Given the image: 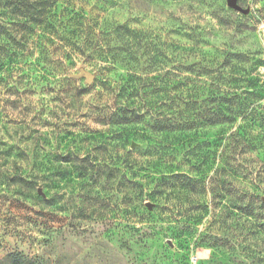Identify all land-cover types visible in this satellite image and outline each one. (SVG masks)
<instances>
[{
	"label": "rangeland",
	"instance_id": "1",
	"mask_svg": "<svg viewBox=\"0 0 264 264\" xmlns=\"http://www.w3.org/2000/svg\"><path fill=\"white\" fill-rule=\"evenodd\" d=\"M236 2L51 1L0 70V264H264V0Z\"/></svg>",
	"mask_w": 264,
	"mask_h": 264
},
{
	"label": "trees",
	"instance_id": "2",
	"mask_svg": "<svg viewBox=\"0 0 264 264\" xmlns=\"http://www.w3.org/2000/svg\"><path fill=\"white\" fill-rule=\"evenodd\" d=\"M51 1L52 0H0V70L23 57V50L25 49L29 37L35 34L36 28L42 23L46 8ZM193 68V66H188L185 69H190L194 77L184 76L183 78L185 82L187 79L192 82L191 84H193V87L190 89L194 91V93H197L199 90L204 89V85L206 84L205 80L201 79V75H209L210 70L208 68ZM3 72H5V70H3ZM186 83L188 84V82ZM122 88L128 89L129 86L123 85ZM207 89L211 91L210 97L214 99L220 96L219 98L221 100L223 99L230 102L229 100L234 98V94H228L227 91L220 90L214 85L209 84ZM127 110L128 106L117 108L113 114L116 118V122L114 123L126 124L128 122H135L136 119L139 118L138 116L140 115L137 113V116H133L134 120H128L129 118L124 115ZM211 113L209 117L207 116V121L210 125H229L233 122L236 115L235 111L232 110L230 106H226L224 110L214 109ZM178 114H181V111L178 112ZM157 123H161V127L157 130L165 132L162 126V124L165 123H163L162 120L157 121ZM188 123L186 118L174 120L170 124V129L167 130V132L174 131L178 133V137H184Z\"/></svg>",
	"mask_w": 264,
	"mask_h": 264
},
{
	"label": "water",
	"instance_id": "3",
	"mask_svg": "<svg viewBox=\"0 0 264 264\" xmlns=\"http://www.w3.org/2000/svg\"><path fill=\"white\" fill-rule=\"evenodd\" d=\"M227 5L235 10H242L241 7L237 4L236 0H227ZM245 12V10H242ZM76 78H85L87 84L91 83L93 78L95 77L94 73H90L87 70L80 69L79 73L75 75Z\"/></svg>",
	"mask_w": 264,
	"mask_h": 264
}]
</instances>
